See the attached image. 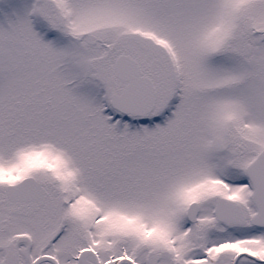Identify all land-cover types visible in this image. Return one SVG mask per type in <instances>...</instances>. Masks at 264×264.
Segmentation results:
<instances>
[{
	"label": "rangeland",
	"instance_id": "obj_1",
	"mask_svg": "<svg viewBox=\"0 0 264 264\" xmlns=\"http://www.w3.org/2000/svg\"><path fill=\"white\" fill-rule=\"evenodd\" d=\"M119 55L155 88L144 117L109 106ZM262 152L264 0H0V222L64 218L139 264L264 259V231L214 218L217 198L254 213L244 169ZM27 177L43 201L3 204Z\"/></svg>",
	"mask_w": 264,
	"mask_h": 264
},
{
	"label": "flooded vegetation",
	"instance_id": "obj_2",
	"mask_svg": "<svg viewBox=\"0 0 264 264\" xmlns=\"http://www.w3.org/2000/svg\"><path fill=\"white\" fill-rule=\"evenodd\" d=\"M40 187L42 193L41 199L36 202H11L4 193L2 203L8 206L38 204L43 201L45 196L43 187L41 185ZM247 188L252 195V187L249 182ZM194 203L195 202L192 201L187 205L182 214L183 219L186 220V210ZM198 210L199 206L197 205V215ZM12 211V209L9 210L10 215ZM254 213L248 218L243 213L247 221L246 223H248V220ZM197 215L194 222H188L186 220L187 225L191 228L196 224ZM31 220L34 221L32 222ZM64 220L66 219L30 218V216H22L17 222H12L11 218L2 219V222H0V264H139L138 259L129 254V251L121 245L116 247L115 244L109 242L110 246L113 245V249L107 251L100 250L98 243L93 240L91 241L89 233L85 231L88 227H79L80 230H84V232L75 233L73 232L72 224H67ZM219 224L222 226H233L223 223ZM249 226L258 231H264V227H256L250 224ZM196 234L195 240L200 245L203 238L200 235L199 229H197ZM227 245L229 244L227 243ZM198 251L202 252L201 246H198ZM209 253L211 252H208L207 249L203 251L204 257L202 258L205 261L210 259V256H216V253L211 255H209ZM138 256H142V253ZM163 256L164 258H168L166 252H163ZM240 259H245L246 262H252V264H264L263 258L245 251H239L235 254L231 252L229 256L226 255L225 264H237ZM214 261L215 263L210 264H218L216 263L217 259ZM221 262H223V260H220V263ZM146 264L153 263L150 259Z\"/></svg>",
	"mask_w": 264,
	"mask_h": 264
},
{
	"label": "water",
	"instance_id": "obj_3",
	"mask_svg": "<svg viewBox=\"0 0 264 264\" xmlns=\"http://www.w3.org/2000/svg\"><path fill=\"white\" fill-rule=\"evenodd\" d=\"M115 78L122 85L120 92L110 95L109 105L122 115L144 117L149 114L156 101L153 84L142 72L136 61L119 55L114 61ZM245 174L252 185V202L256 213L249 223L264 227V153H259L245 168ZM5 195L11 202H36L41 199V187L33 178H25L15 185L5 187ZM197 205L191 204L186 212L189 222H194ZM215 219L227 225H244L245 217L238 205L224 198H217Z\"/></svg>",
	"mask_w": 264,
	"mask_h": 264
}]
</instances>
